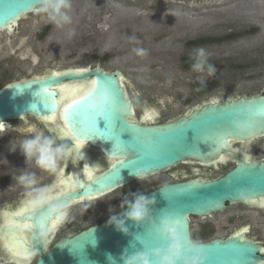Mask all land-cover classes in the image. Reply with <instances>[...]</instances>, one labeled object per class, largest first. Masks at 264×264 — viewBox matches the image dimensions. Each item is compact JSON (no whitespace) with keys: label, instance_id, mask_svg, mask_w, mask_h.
Listing matches in <instances>:
<instances>
[{"label":"water","instance_id":"water-1","mask_svg":"<svg viewBox=\"0 0 264 264\" xmlns=\"http://www.w3.org/2000/svg\"><path fill=\"white\" fill-rule=\"evenodd\" d=\"M5 2L6 0H0V7ZM13 2L23 7L7 23L0 18V31H14L12 28L17 26L16 23L35 13L34 8L40 4V0ZM79 74L81 73L54 74L0 89V129H4L7 121L26 116L47 120L59 115L57 128L65 134L71 133V136H62V142L70 144L74 141L73 138L88 142L101 148L108 158V166L104 169L97 171L94 164H89L86 172H77V179L72 180L75 191L70 188L60 196V200L66 202L68 208L99 199L128 184L170 171L179 165L197 162L219 170L227 159L236 161L237 164L221 177L175 182L168 184L167 192H161V186L147 193L146 195L156 200L153 208L156 223L159 224L164 218L171 221L178 219L180 223L177 228L180 233L186 240L194 241L191 235L192 217L204 218L214 213H225L229 206L235 204L253 205L264 201V161L246 156L243 148L241 152L235 149L236 145H250L264 138V92L222 101L212 100L175 119L143 125L130 121L135 117L134 105L121 71L109 72L98 66ZM109 77L115 80L119 90V99L115 103V134L106 131L107 121L102 116L97 117V130L73 118V113L91 110L90 98L102 95L103 85ZM87 80L91 83L75 99L62 102L59 86L69 81ZM173 130L175 135H169ZM137 137L151 138L158 143L154 147L139 148L138 151L135 148L127 151L115 146L131 145ZM144 152L149 155L145 157ZM130 160L135 163L129 162ZM238 191L244 194H238ZM40 210H30L26 215L34 216ZM116 214L124 219L123 210ZM110 217L98 219L91 227L74 235L64 236L50 245L53 234L51 228L56 221L53 216L48 213L47 227L36 232L34 228L21 227L19 231L10 228L11 222L24 221L25 217L9 214L0 223V251L4 261L16 264L32 263L34 257H37L35 264H109L108 254L115 257L118 264H122L120 257L125 250L132 252L143 249V244L133 239L136 235L141 236L144 246L148 248L161 246L160 239L147 229V223L136 225L127 221L130 234L126 235L109 224ZM202 244L209 257L207 264L262 262L259 242L247 237L246 231ZM237 248L250 249V252L237 255L233 251Z\"/></svg>","mask_w":264,"mask_h":264},{"label":"rangeland","instance_id":"rangeland-1","mask_svg":"<svg viewBox=\"0 0 264 264\" xmlns=\"http://www.w3.org/2000/svg\"><path fill=\"white\" fill-rule=\"evenodd\" d=\"M72 3L78 7L72 9L71 23L79 21L73 27L71 23L57 26L46 14L40 13L21 19L14 31L30 37L29 47L60 51L62 64L66 63L68 54L76 50L79 51L75 62L78 66L90 63L95 66L97 61L83 59L82 53L97 48H102L100 52L108 51L109 60L103 63V67L109 72L118 70L124 74V84L132 102L138 103L143 110L152 108L158 111V123L175 119L212 100L264 92V0H219L203 6L168 0H72ZM160 20L173 21L176 22L173 24L184 27L181 38L168 39L170 45H167L155 39L153 23L146 30L139 29L145 21L157 23ZM44 27L50 30L49 36L44 42L35 43V34ZM229 34L232 39L225 38ZM209 36L216 37L219 42L195 47H190L189 43L184 45L187 41L193 43L195 39ZM136 47L145 48L147 55L138 56L133 51ZM199 47L210 53L209 62L216 68L213 76L191 69L192 51ZM52 57L54 53L48 55L47 63ZM11 123L18 125L20 121ZM3 136L0 133V139ZM253 147V158L264 159V138L254 142ZM180 168L181 165L176 169ZM232 168L234 164L229 163L221 170H213L208 178L197 177L215 179ZM170 173L173 171L147 177L99 199L70 207L67 221L53 231L50 245L92 226L98 219L109 218L113 214L110 209L119 212L124 198H130L132 194H147L164 185L196 178L186 175L175 179ZM191 221L203 225L201 230L194 227L198 228L194 234L199 240L225 238L251 226L247 237L264 242V216L251 206L234 205L225 213L191 218ZM1 258L4 256L0 251V264H16ZM36 261L37 257H34L28 264Z\"/></svg>","mask_w":264,"mask_h":264},{"label":"flooded vegetation","instance_id":"flooded-vegetation-1","mask_svg":"<svg viewBox=\"0 0 264 264\" xmlns=\"http://www.w3.org/2000/svg\"><path fill=\"white\" fill-rule=\"evenodd\" d=\"M168 1L172 3L203 6L213 1H219V0H168ZM77 7H78L77 5L72 3V8L69 11L70 17L73 16L72 12H74L72 9ZM34 14H38V13L36 12L31 13V15ZM29 15H27L24 18V20L27 19ZM159 22L157 21V23H155V21L154 22L145 21V25L144 26L142 25L143 27L139 29H145L147 27H150V23H153V25L155 26L153 27L152 30L155 31L156 34L155 39L156 40L160 39L162 40L163 44H167V45H170V43L167 42L168 39L174 40L175 38H181L180 33L185 31L184 27L173 24L176 22L166 21V20H163L162 22L160 20ZM77 23H79L78 20L75 21V23L74 22L71 23L70 26L73 27ZM13 29H15V27H13ZM49 33L50 30L44 27L41 31L35 34V43L44 42L49 36ZM231 36L232 34H229L225 38L232 39L233 37ZM29 39L30 37L26 35L25 37L20 36L19 33L16 31H12V32L7 30L0 31V42L6 40L4 45H0V89L4 88L7 85L16 84L22 81L42 79L54 74L62 75L66 72L82 73L83 71L86 70L95 69L98 66L106 70L103 67V63L109 60V52L108 51L100 52L102 48H97V50L94 49L85 50L82 53L83 59L85 60L87 59V61L90 62L96 60L97 63L95 64V66L92 65L91 63L86 64L84 66L81 65L78 66L75 62L79 51L73 50V52L69 53L67 58H65L66 63L62 64V57H60L62 53L60 51L53 52L51 49L47 50V49H40L37 47L36 48L29 47L27 46V42L29 41ZM114 39L115 38H113V40ZM216 41H217L216 37L209 36L197 40L195 39L193 43L187 41L186 44L184 45L188 46L189 43L190 47H195V46H203V45L219 42ZM21 45H25V46L22 47ZM51 53L52 54L54 53V57L50 58L48 60L49 63H47V57ZM46 64L49 65L47 66ZM89 83H91L90 80L82 81V82L69 81L59 86L58 88L61 92V98L64 101V103L69 102L72 99H75L79 94V92H82L84 88L87 87V85H89ZM73 86H78V87H75L74 90L71 92L67 91L68 88H72ZM61 89H64V91H61ZM63 93L66 94L68 93L65 98L63 97L64 96ZM133 105H134L135 117L130 119V121L141 123L143 125H152L158 123L156 122L160 114L158 111L152 108H149L148 110H143L138 103H133ZM54 118H55L54 120L52 119L43 120V119H37L33 116H26L23 119H16L20 121V124L18 125L12 124L11 122L16 120H10L4 124V129H0V133L4 134L3 139H0V223H3L4 219L8 218L9 214H15L17 212H20L23 208L27 206V202H28L27 197L24 195V189L16 185L12 179L13 176L18 174V170L27 168L26 160L19 149H17L15 152H12L10 150L11 142L14 141L18 146L19 142L25 136L31 134L36 130H43L46 134L51 135L62 142L61 139L62 136L65 135V133L61 129L57 128V124L60 120V116L58 115ZM73 140L74 141L72 143L77 141L74 138ZM81 144L83 145V147L81 148L82 155L75 160H70L66 164L61 165L62 171L64 173L65 186L53 187L54 185H57L59 183L60 180L59 175L58 176L48 175L47 173H42L40 172L39 169H36L31 164L28 165V167L31 171H36L37 174L42 177V181H41L42 184L52 186L55 189V192L59 193L60 196H61V192L66 194L70 188H73V190L75 191V186L72 183V180L77 179V172L79 170L81 171L83 170L84 172H86L89 164H94L98 168L97 171H99L101 169L106 168L109 162L108 158L105 156L101 148L96 147L88 142H81ZM242 148L244 150L243 153H246V155L251 157V159L264 161L263 158L262 159L253 158L252 156L254 150L253 144L244 145V146H237V145L235 146V149L237 151H240ZM229 163L234 164V167L237 164L236 161L227 159L225 160L223 166L219 170L225 168ZM181 166L182 168L180 169H176L178 167L177 166L176 168L170 170L173 171V173H170L171 177L177 179L179 177L185 178L186 175H188L190 177H196L192 179H198L197 176L203 175L208 178L211 176L213 170H218L214 166L207 167L197 162L183 164ZM235 205H246V204H235ZM247 206L254 207L255 211L258 212L259 215L264 216V201H261L260 204H253ZM207 217H212V216H207ZM192 218H203V217H192ZM66 221L67 219L59 220L58 223H55V226H52L51 231H55L59 226H61ZM196 226L200 230L203 228L202 223L199 222L197 224H194L191 221L192 238L194 241L200 243H207L216 238L226 239L232 235H235L240 231H246V236H247V233L250 232L252 229L251 226H245L240 231H235L233 233H230L225 238L205 237L202 238V240H199L195 237L194 234L195 231L198 229V228L194 229V227ZM50 241H52V237ZM259 244H260L259 246L262 248V251L260 253L262 257V262L260 264H264V242H259ZM1 259L4 260L3 258Z\"/></svg>","mask_w":264,"mask_h":264},{"label":"clouds","instance_id":"clouds-1","mask_svg":"<svg viewBox=\"0 0 264 264\" xmlns=\"http://www.w3.org/2000/svg\"><path fill=\"white\" fill-rule=\"evenodd\" d=\"M72 8V0H40V4L34 8V12L46 14L48 19L57 26L70 24L69 11ZM130 39L135 40L134 37ZM137 44L140 42L135 40ZM133 51L138 56L147 55L143 47H136ZM210 53L203 47L192 51L193 63L191 69L194 72L204 73L213 76L216 68L209 62ZM90 109L98 117H101L105 107V98L102 95H94L90 98ZM19 149L25 157L27 168L18 170L13 176L14 183L24 189V195L31 204L32 210L37 211L46 208L48 213L56 220L68 218V204L60 200V194L55 192L52 186L42 184V177L36 171H31L28 165L34 166L42 173L48 175H60L62 164L75 160L82 155L81 147L74 143H65L57 138L46 134L43 130H36L25 136L18 144L14 141L10 144V150L15 152ZM168 185L161 188V192H167ZM156 204L154 197L145 193L137 192L130 198L123 200L121 208L124 219H121L115 211L109 219V224L114 225L116 230L126 235L130 234L127 221L136 225L148 224V230L161 241V246L148 248L144 246L141 236L133 237L135 241L143 244L142 250L129 252L125 250L120 261L122 264H207L209 257L206 254L205 246L197 241H188L180 233L177 226L169 219H161L159 224L154 218L153 208ZM133 247H135L133 245ZM109 264H118L117 259L108 254Z\"/></svg>","mask_w":264,"mask_h":264},{"label":"snow or ice","instance_id":"snow-or-ice-1","mask_svg":"<svg viewBox=\"0 0 264 264\" xmlns=\"http://www.w3.org/2000/svg\"><path fill=\"white\" fill-rule=\"evenodd\" d=\"M23 5L14 3L13 0H6V2L3 4L2 7H0V18H3L5 20V23H7L9 20L14 19L20 12ZM79 75H82L79 74ZM95 82H93V85ZM75 87L68 88L67 91L71 92L74 90ZM96 90V89H93ZM61 91H64V89H61ZM102 96L105 98V107L102 114V117L107 121V130L110 134H115L114 131L115 127V103L119 99V90L116 87L115 80L109 77L103 85L102 89ZM215 103V101H213ZM97 114L94 111L91 110H85L84 112H76L73 113V118L79 119L80 123L87 124L91 128L96 129V122H97ZM48 119L54 120V117H50ZM65 135L71 136V133H66ZM169 135H175V130L169 133ZM78 147H83L81 142L79 140L76 141ZM158 142L156 140H153L151 138L147 139H141L137 137L135 139V142L131 145H120L116 144L115 146L118 148H124L127 151L133 150L135 148L137 151L139 148H150L154 147ZM143 155L147 157L149 153L144 152ZM140 157H138L139 159ZM129 162L135 163V161L130 160ZM117 163H121L120 161H117ZM60 180L57 185H54L53 187H62L65 186V180H64V173L61 171L60 173ZM64 193L61 192V195ZM238 194H244L242 191H238ZM213 203V202H209ZM46 208H42L40 211L36 212L34 216H28L26 215L30 210H32L31 204L27 202V206L23 208L20 212L15 213V216H24V221H17V222H11L9 224V227L12 229H16L19 231L21 227L23 228H34L35 231L39 229V231L43 230L45 227H47V221H48V211L45 212ZM172 222L179 226V220L178 219H172ZM55 223H58V221L53 222V226H55ZM38 231V233H39ZM237 255H243L246 252H250V249H244V248H237L233 250Z\"/></svg>","mask_w":264,"mask_h":264},{"label":"bare ground","instance_id":"bare-ground-1","mask_svg":"<svg viewBox=\"0 0 264 264\" xmlns=\"http://www.w3.org/2000/svg\"><path fill=\"white\" fill-rule=\"evenodd\" d=\"M186 17V16H185ZM200 24V23H199ZM201 24H203V23H201ZM16 25H17V23H16ZM186 25V24H185ZM198 25V24H197ZM13 29V28H12ZM146 30V29H145ZM157 31V30H156ZM155 32V31H154ZM148 33V32H147ZM168 42V41H167ZM80 89H81V87H80ZM82 91V90H81ZM61 93V92H60ZM68 94V93H67ZM66 93H63V97L65 98L66 97V95H67ZM61 100H62V98H61ZM62 102H64L63 100H62ZM246 156H248V155H246ZM249 157V156H248ZM57 221V220H56ZM52 226H53V224H52ZM52 229V228H51ZM52 232V231H51Z\"/></svg>","mask_w":264,"mask_h":264}]
</instances>
